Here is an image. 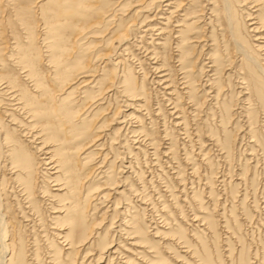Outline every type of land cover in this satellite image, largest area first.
<instances>
[{
	"label": "rangeland",
	"instance_id": "374dc122",
	"mask_svg": "<svg viewBox=\"0 0 264 264\" xmlns=\"http://www.w3.org/2000/svg\"><path fill=\"white\" fill-rule=\"evenodd\" d=\"M135 1L98 0L92 14L95 22L80 31L81 39L74 47L75 54L86 62L84 70L90 71L96 81L79 87L77 83L82 78L76 77L57 85L59 97L61 92L72 91L71 106L77 109L73 122L85 126L87 131L86 140L79 141L85 143L91 139L80 151L74 150L71 158L74 175L79 178L76 198L82 210L75 220L76 226L68 232L74 238L73 249L69 255L59 249L61 242L58 241L62 238L54 236L56 229L50 227H57L61 222L50 220L40 204L41 210L34 218L38 221L29 228L24 221L20 222L13 203L9 214L13 221L10 236L15 240L20 238L25 264H264V114L255 95L250 100L247 95L241 96L242 90L236 82L239 73L235 68L239 57L231 51L228 35L219 28V21L198 19L202 17L198 15L200 0H194L195 12L185 19L192 21V26H199L190 33L195 40L184 44L194 61L188 93L175 83L178 74L173 68L174 44L170 36L156 48L158 59L155 61L170 74L171 94L163 91V84L148 82L155 77L151 67L154 59L142 48L135 50L141 51V65L129 54L124 55L123 65L118 67L113 63L116 55L112 53L92 59L96 51L116 47L118 38L104 46L110 34L128 22L141 21L142 15L157 12L156 8L150 9V13L143 11L148 0ZM232 1L239 5L238 0ZM138 7L144 8L132 13ZM233 9L238 34L244 46L255 55L257 51L250 44L257 42L246 38L248 32L240 23L241 14L235 6ZM181 13L178 11V15ZM106 15L109 17L105 18ZM155 19L164 23L163 19ZM137 25L132 24V31H137ZM92 32L97 33L92 36ZM214 49L218 52L214 53ZM211 53L213 58L222 60L219 69L223 70L211 76L221 85L218 95L212 94L205 85L211 73L207 74L204 69L208 67ZM103 58L106 62L102 67ZM120 70L137 86L136 93H140L142 100L141 109L135 112L136 122L124 117L126 123L122 125L119 123L122 113H129L131 108L123 106L124 97L119 92L107 88ZM101 73L112 77L103 75L100 80ZM190 94L196 99L193 104L189 101ZM175 115L180 117L174 118ZM129 139H138L142 143L140 148H134L136 144ZM77 153L85 158L81 160L83 164ZM6 176L3 174L2 186L9 190L10 180ZM69 205L65 203L64 208ZM132 222L139 226L137 233ZM62 226H65L62 232H67V225ZM81 235L84 239L77 240ZM133 242L134 245L130 244Z\"/></svg>",
	"mask_w": 264,
	"mask_h": 264
},
{
	"label": "bare ground",
	"instance_id": "6f19581e",
	"mask_svg": "<svg viewBox=\"0 0 264 264\" xmlns=\"http://www.w3.org/2000/svg\"><path fill=\"white\" fill-rule=\"evenodd\" d=\"M193 1L148 0L147 9L143 11L149 10L150 13V9L156 8L157 12L154 13V11L151 16L142 15L144 19L141 21H137L135 24L132 23L133 21L128 22L127 25L110 34L109 37L105 38L104 46L107 47L111 40L118 38L116 47L106 49L103 52L96 51L91 55L92 59L95 60L99 54L112 53L116 55L113 58V63L118 67L123 65L122 60H125L126 54H129V56L135 57L132 58L137 60L136 63L141 65L140 57L142 56L139 55L141 51L136 52L135 50L142 48L143 52H147L152 56V60L154 59V65L151 67L155 77L150 78L148 82L157 85L163 84L161 86L163 91L171 94L169 91L172 90L170 87L173 81L170 80V74L165 67L160 63L156 64L158 62L155 61L158 59L156 48L161 47L166 38L170 36L173 39L172 44H174V53L171 54V58L175 60L173 68L179 76H177L175 83L181 85V88L185 90L184 92L188 93L189 85L192 82L190 76L194 61L188 56V49L184 44L195 40L190 33L191 30L197 31V27H199L192 26V21H185L186 18H190L189 14L195 12L194 7L192 8ZM232 2V0H200L198 2V11H200L198 15L202 17L198 16V19L210 20L211 18L219 21L217 23L219 28L228 35L227 39L232 47L231 51L235 57H239V63L235 68L239 73L236 82L239 85V90H242L241 96L247 95V100H250L251 96L255 95L260 104L258 107L264 114V61H262L264 60V0H238L239 5L232 4ZM97 5L98 0H0V168H2L0 169V264H25L20 238L15 240V237L10 236L9 233L13 223L9 217L10 208H14L13 203L16 205L14 209L21 218L20 222L23 223L24 221V225L29 228L36 224L34 218L41 210L39 204L42 205V209L47 212L46 216H49L50 220L61 222L57 227L54 225L50 227L56 229L54 236L62 238V241H58L61 242L59 249L65 255H69L73 249L74 238L70 237L68 232L76 226L75 220L82 210L76 198L78 197L76 196L78 195L76 189L79 178L74 175L75 168L71 163V158L74 150L75 152L80 151L84 144H88L91 139L85 143L79 141L80 139L86 140L87 131L85 126H78L73 122L77 109L71 106L74 103V98H69L72 91L61 92L62 96L59 97L57 85L76 77L82 78L77 83L80 84L79 87L93 80L96 81L90 71L84 70L87 67L86 62L81 56L75 54L74 47L81 39L80 31L89 23L95 22L96 19L92 18V14ZM234 6L236 11L241 14L240 23L246 27V32H248L247 35L245 34L246 38L257 42L250 44L253 51H257L255 55L244 46L241 36L238 34V28L233 19ZM140 8L143 9L144 7L135 8L132 13L138 12ZM251 9L253 10L250 11ZM178 11L182 13L178 15ZM107 17L109 15L105 16V18ZM155 18L163 19L164 23L158 22ZM249 19L253 21L247 23L246 20ZM204 23L206 24L203 21L202 24ZM132 24H138L135 27L137 31H132L130 28ZM158 24L161 25L158 26ZM249 26L251 27L248 28ZM96 33L92 32V36ZM154 34L156 38H153ZM147 38L150 40L146 41ZM153 39H162V41L154 42ZM136 40L138 43H135ZM140 42H147L150 49L146 47V43V45L142 43L140 45ZM217 49H214L213 52L215 53ZM214 53L208 56L209 64L204 72L211 74H208L209 77L206 75L208 79L205 81L207 83L204 82L203 84L209 86L212 94L218 95L221 85L216 84L214 77L211 76L220 73L219 65L222 60L213 58ZM124 55H126L125 58ZM105 62L104 58L100 61L102 67ZM85 65L86 67H84ZM130 67L128 68L130 69ZM223 68L225 67L223 66ZM120 71L122 73L114 75L115 81L110 83L107 88L110 90L112 87L114 92H119L124 97L123 106L131 108L129 113H122L121 115L122 120L119 123L125 124L124 117L134 121L138 119L135 112L138 113L140 106H142V100L139 99L140 93H136L137 86H134L130 82L131 79L124 75L126 73ZM103 75L112 77L101 73V76L99 74L100 80L104 78ZM212 94L209 96L211 97ZM188 97L193 104L196 100L195 96L190 94ZM172 108L177 111L175 106ZM179 117V115H175L174 118ZM174 121V124L178 125L176 120ZM131 141L136 144L134 148H140L142 143L138 139ZM53 142L54 144L51 145ZM66 143H69V146H66ZM28 148H32V151H28ZM77 155L79 157L78 153ZM79 159L80 164H83L81 160L85 158L79 157ZM3 174L7 175L6 177L10 180V184H7L9 190L2 186L4 183ZM42 181L44 182L42 183L43 189H40L42 186L39 183ZM66 200L67 202H65ZM65 203H70V205L64 208ZM62 212L63 214H61ZM64 224L67 225V232L61 230L65 227L62 226ZM138 228L139 226L133 223L135 233H137ZM78 238L77 240H82L84 236L81 235ZM130 244L134 245V242ZM34 255L33 253V257Z\"/></svg>",
	"mask_w": 264,
	"mask_h": 264
}]
</instances>
